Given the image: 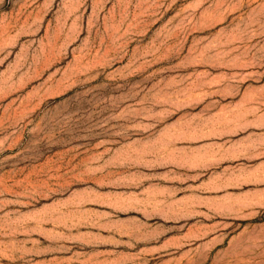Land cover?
Instances as JSON below:
<instances>
[{
    "label": "rangeland",
    "instance_id": "374dc122",
    "mask_svg": "<svg viewBox=\"0 0 264 264\" xmlns=\"http://www.w3.org/2000/svg\"><path fill=\"white\" fill-rule=\"evenodd\" d=\"M0 264H264V0H0Z\"/></svg>",
    "mask_w": 264,
    "mask_h": 264
}]
</instances>
